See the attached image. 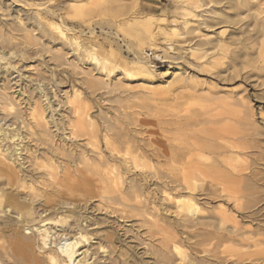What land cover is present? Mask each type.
<instances>
[{
	"label": "bare ground",
	"instance_id": "bare-ground-1",
	"mask_svg": "<svg viewBox=\"0 0 264 264\" xmlns=\"http://www.w3.org/2000/svg\"><path fill=\"white\" fill-rule=\"evenodd\" d=\"M149 1L0 0V17L6 16L11 20H0V59L5 60L6 54L18 58L20 54L22 58L23 52L26 54L31 50L27 49L29 47L42 45L49 49L50 44L43 39L58 35L64 40L65 44L61 45L67 52L62 53V48H59L61 52H56L60 54L53 58L56 63L68 65L75 72L80 69L79 75L90 77L80 81V84L87 85V90H106L107 86L114 90L124 83L104 80V77L110 79L114 71L116 61L110 58L112 55L109 57L108 52L105 54L103 47H96L93 41L90 42L91 47L82 45L77 35L94 37L100 31L113 36L111 34L147 30L149 22H146V16L158 11V7L149 5ZM263 5L261 3L260 6ZM259 27L264 30V22ZM10 34L19 36L21 41L13 44L6 39ZM170 50H174L173 47ZM70 51L77 53L78 61H70ZM142 56L133 60L130 68L126 64L119 65L124 75L157 77L160 72L161 76H167L168 71L163 73L162 69L154 68L147 57ZM83 58L90 59L94 69L80 67L79 62H83ZM170 58L177 62L180 59ZM8 67L9 64L3 69ZM96 70L99 75L94 74ZM66 77L69 79L71 73L67 72ZM54 79L50 78L52 87H55L54 83H63V79ZM174 79L185 84L193 82V77L186 73ZM77 80H70L73 83L71 93H67L66 102L63 101L70 110L68 115H60L61 119L56 118L49 93L41 85L26 94L25 110L6 92L5 84L0 87V264H123L121 256L115 259L102 257V253L107 252L101 236L104 234L110 245L115 247L117 240L131 232L123 229V223L134 216L141 217L150 231L163 232L167 221L165 223L161 219L156 204L159 195L163 202L174 205L176 213L184 215L182 228L190 230L211 226L214 229V233L209 232L216 240V264H232V247L226 246L227 243L245 248L236 256L237 264L249 260L264 264V220L261 219L264 209L257 207L263 198L256 197L261 194L256 186L260 173H250V168L244 165L248 158L246 151L250 148L245 140L262 135L251 117L244 121L245 126L251 127L247 131H233L224 125L225 129L216 128L201 137L198 136L200 131L194 132L181 146V153L168 158L166 149L148 150L144 141L137 139L136 133L139 132L135 131L136 136L133 135L134 132L128 129L131 123L125 114L116 117L115 123L111 122L113 117L110 119L108 114L102 115L103 112L92 115L85 97L74 85L79 84L74 83ZM37 81L43 82L41 79ZM146 90L149 93L155 91L152 88ZM3 121L5 124L1 125ZM160 153L177 174L169 170L167 173L153 165L154 160L161 164L156 158ZM172 191L181 195L175 197ZM198 195H205L204 199L212 201L224 200L228 205L234 203L241 212L250 210L245 218H249L256 228L242 226L238 216L223 205L216 207L218 217L195 220L193 217L201 210ZM247 197L252 200L248 199L251 201L245 204L242 199ZM97 213L107 216V219L100 222L95 216ZM104 224L112 225L116 231H105ZM256 232L259 236L255 235ZM177 241L172 240L170 245L162 239L160 251L162 254L171 251L184 261L188 257L187 252L182 248L180 251ZM113 249L110 256L115 252ZM167 261L171 260L168 258Z\"/></svg>",
	"mask_w": 264,
	"mask_h": 264
},
{
	"label": "rangeland",
	"instance_id": "rangeland-1",
	"mask_svg": "<svg viewBox=\"0 0 264 264\" xmlns=\"http://www.w3.org/2000/svg\"><path fill=\"white\" fill-rule=\"evenodd\" d=\"M261 3H264V0H181L179 4L175 0H150L149 5L158 7V11L146 16L145 20L149 22L146 24L147 30L111 34L113 36L102 34L100 31L94 37L77 35L78 41L82 45L88 47H91L92 44L97 45L96 47L101 49L103 47L102 51L108 52L109 57L112 55L110 58L116 61L113 66L114 71L111 72L110 79L104 77V80L108 83H115L117 80L124 83L115 87L114 90L108 86L105 87L106 90L103 88L94 91L87 90V85L82 82L83 79L88 80L90 77L79 75L80 69L75 72L68 65L63 66L56 63L53 58L60 54L56 51L59 52V48H62V53L67 52L62 47L64 40L58 35L52 39H43L50 44L49 49H44L42 45L40 46L43 49L40 46L39 48H27L31 50L26 51V54L23 52V60L20 54H18L19 58L16 55L6 54L5 60L0 59V87L5 84L7 86L6 92L10 97H14L22 106L21 108L25 110L26 94L33 92L38 84L41 85L49 93L50 103L54 105L56 110V118L61 119L60 115H68L70 110L65 102L67 93H71L73 85L71 81L73 82L78 78V82L75 81L74 83L80 84L82 81L83 85H74L82 92V97H85V101L89 104L92 115L103 112L102 115L108 114L110 119L113 117L111 122L115 123L116 117L120 118L119 116L125 114L128 122L131 123L128 129L132 133L134 132L133 135H137L138 140H143L148 150L160 151L161 147L166 149L168 158L180 154L181 146L185 145V142L194 132L200 131L198 136L201 137L203 134L220 127H224V129L230 127V129L233 128V131L239 132L247 131L251 127L245 126L244 121L245 118L251 117L254 124L262 131V135L249 137L245 140L250 148L246 151L245 156L248 158L246 157L247 160L244 165L250 168V173L257 171L260 173L258 175L260 181L256 186L261 194L256 195V197L263 199H261V204L259 203L260 206L257 207L264 209V30L259 27L264 22V5L260 6ZM1 19L11 21L6 16H1ZM16 36L10 34L6 39L17 44L21 39ZM1 46L0 39V54ZM170 47H173L174 50H170ZM76 56H78L77 53L70 51V61H78ZM141 56L147 57L154 68L162 69L163 73L168 71L167 76H161L160 72L157 73L159 75H156L157 77L137 75L132 78L133 76L124 75L119 65L125 66L124 64H126L130 68L131 62L141 58ZM172 56L179 57V61L172 60L170 58ZM89 62H91L90 59L83 58V62H79V64L81 63L80 67L83 66L86 69L93 67L94 69V65ZM8 64L9 67L4 70L3 67L8 66ZM171 66L172 69H170ZM67 72L69 75L71 73L69 78L71 81L65 79ZM182 73L192 76L193 82L187 84L181 83L180 80L177 82L174 78ZM94 74L99 75L100 73L96 70ZM63 75L65 76L63 77ZM50 78H55V81L63 79V83L61 85L54 83L55 87H52L53 81H50ZM39 79L43 82L39 83L37 81ZM142 86L152 88L155 91L149 93ZM37 91L35 92L39 97V91ZM89 91L93 94L91 95ZM63 101L65 102L63 103ZM4 124V121L1 122V125ZM100 124L103 127V122ZM135 131L139 134L136 133L135 135ZM162 155L163 153H160V156L156 157L161 161V164L154 160L153 165L167 173L177 174L175 170L173 171L176 173L170 169V165L161 157ZM172 194L175 197L181 195L180 192L175 191H172ZM204 196L198 195L201 210L193 217L195 220L203 218L210 220L218 217L216 207L223 205L238 216V221L242 226L256 228V225H252L249 218H245V214H249L250 210L241 212L234 207V203L228 205L224 200L223 202L217 199L216 202L204 199ZM248 199L251 198L247 197L242 200L248 204L252 200ZM157 200L160 201H157L156 204L160 210L161 219L165 220V223L167 221L166 229L163 232H155V229L150 231L148 226L143 224L141 217L134 216L130 221L126 220L123 223V226L126 227L123 229L131 232L127 233L128 236L126 234L117 240L115 247L110 245L104 234L101 236L107 252L102 253V257L115 259L121 256V261L124 260L122 261L123 264H127V262L128 264H171V262L174 264H197L198 262L216 264V259H214L216 240L213 239L214 235H212L214 229L211 226H198L190 230L182 228L184 215L176 213L174 205L163 202L160 195ZM166 206L168 207L166 208ZM97 214L95 216L97 219L99 218L100 222L107 219V216ZM261 219L264 220V217ZM103 229L109 232L116 231L110 224H104ZM209 230L213 233H210ZM255 235L259 236V233L256 232ZM124 238L128 240L125 243ZM162 239L168 241L170 245H172V240H178L180 251L182 248L187 252V259L181 261V257L171 251L162 254L160 251L163 248L160 244ZM226 246L232 247L233 258L230 263L237 264L236 256L245 248L239 244L231 243H227ZM112 248L115 249L116 254L114 252L110 256ZM168 258L171 260L170 262L167 261ZM244 264L257 263L249 260Z\"/></svg>",
	"mask_w": 264,
	"mask_h": 264
}]
</instances>
